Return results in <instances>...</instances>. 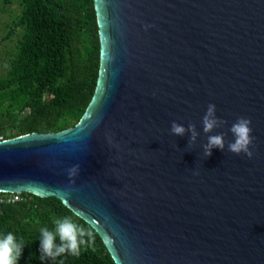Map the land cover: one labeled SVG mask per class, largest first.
Here are the masks:
<instances>
[{
	"label": "water",
	"instance_id": "water-1",
	"mask_svg": "<svg viewBox=\"0 0 264 264\" xmlns=\"http://www.w3.org/2000/svg\"><path fill=\"white\" fill-rule=\"evenodd\" d=\"M93 2L94 94L69 128L0 139V192L59 198L116 264H264V0ZM209 104L226 123L205 133ZM239 117L252 158L228 151Z\"/></svg>",
	"mask_w": 264,
	"mask_h": 264
},
{
	"label": "trees",
	"instance_id": "trees-1",
	"mask_svg": "<svg viewBox=\"0 0 264 264\" xmlns=\"http://www.w3.org/2000/svg\"><path fill=\"white\" fill-rule=\"evenodd\" d=\"M15 3L6 22L0 75V137L56 132L75 125L88 106L100 68V42L93 0H0ZM12 36H15L12 38ZM9 196L8 193H1ZM0 203V235L12 233L24 248L18 264H116L98 232L55 196L21 192ZM71 217L85 235L80 255L41 259L40 229L53 218ZM57 244L60 243L57 237Z\"/></svg>",
	"mask_w": 264,
	"mask_h": 264
},
{
	"label": "clouds",
	"instance_id": "clouds-1",
	"mask_svg": "<svg viewBox=\"0 0 264 264\" xmlns=\"http://www.w3.org/2000/svg\"><path fill=\"white\" fill-rule=\"evenodd\" d=\"M226 121L219 119L216 116V106L209 104L205 115L202 118L203 131L205 133L211 132L213 129L225 124ZM251 120L245 117H239L235 123L232 124L230 131L233 134L234 140L229 142L227 147L228 151L240 155L243 153L248 158H252L253 152L250 146L253 144L254 137L252 136ZM171 133L177 136H183L186 131L191 132V141H194L198 133L195 130L194 124H188L187 129L175 121L171 124ZM109 143H112L111 136L108 137ZM225 139L224 134H216L208 136L207 143L204 145V155L211 156L212 149L218 148L224 150ZM80 171V165L75 164L67 169V176L69 183L65 187L66 195H69L75 189V178ZM54 231L49 230L48 227L40 229V250L41 259L48 257L56 259L64 254L72 256H79L81 245L85 244L83 237L91 235L90 232L75 223L71 217L53 218ZM59 238L60 243L55 241ZM24 248L23 241L18 242L12 233L0 235V264H18V260L22 255Z\"/></svg>",
	"mask_w": 264,
	"mask_h": 264
},
{
	"label": "rangeland",
	"instance_id": "rangeland-1",
	"mask_svg": "<svg viewBox=\"0 0 264 264\" xmlns=\"http://www.w3.org/2000/svg\"><path fill=\"white\" fill-rule=\"evenodd\" d=\"M10 7L13 9V11H16L18 9L17 5L13 2L7 5V8L0 12V75L3 72L5 56L4 51L12 45L11 39H2V36L6 33L7 30L6 22L9 20V16L11 13V10L9 9ZM14 37L15 36H12V38Z\"/></svg>",
	"mask_w": 264,
	"mask_h": 264
},
{
	"label": "built area",
	"instance_id": "built-area-1",
	"mask_svg": "<svg viewBox=\"0 0 264 264\" xmlns=\"http://www.w3.org/2000/svg\"><path fill=\"white\" fill-rule=\"evenodd\" d=\"M0 139H2L0 137ZM3 192H0V203L5 202V201H16L21 199L20 193H8L9 196H6L4 194H1Z\"/></svg>",
	"mask_w": 264,
	"mask_h": 264
}]
</instances>
